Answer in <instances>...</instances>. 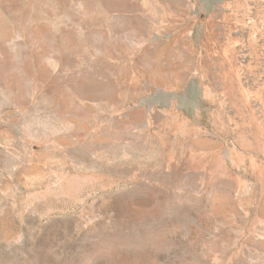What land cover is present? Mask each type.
<instances>
[{"label":"rangeland","instance_id":"374dc122","mask_svg":"<svg viewBox=\"0 0 264 264\" xmlns=\"http://www.w3.org/2000/svg\"><path fill=\"white\" fill-rule=\"evenodd\" d=\"M0 264H264V0H0Z\"/></svg>","mask_w":264,"mask_h":264}]
</instances>
